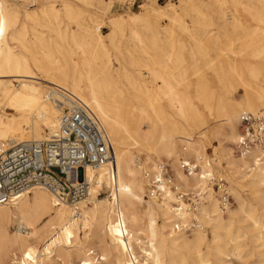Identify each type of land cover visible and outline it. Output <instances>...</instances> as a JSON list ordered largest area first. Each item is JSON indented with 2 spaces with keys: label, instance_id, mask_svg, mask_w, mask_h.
I'll list each match as a JSON object with an SVG mask.
<instances>
[{
  "label": "bare ground",
  "instance_id": "bare-ground-1",
  "mask_svg": "<svg viewBox=\"0 0 264 264\" xmlns=\"http://www.w3.org/2000/svg\"><path fill=\"white\" fill-rule=\"evenodd\" d=\"M234 2L236 13L229 16L226 7H223L220 26L224 31L232 30L237 35H243L246 23L236 16L241 3L239 0ZM174 6L171 4L168 9L162 6L153 10L146 4L141 5L143 12L112 18L111 32L107 34L112 46L121 51L116 44V32L122 31V26L130 22L131 25L143 24L147 33L130 28V37L137 49L145 53L148 47L156 49V38L160 31L155 29L152 20L166 16L179 21L181 15ZM66 10L68 16L77 22L78 29L65 28L60 32L58 27V35L65 42L57 49L62 58L47 50L49 45L41 33L33 32L34 45L39 43L46 48L43 64L42 59L34 55V45L26 41V23L17 27L19 12L1 5L0 107L7 106L19 116L0 114V150H7L17 143L43 140L46 138L43 133L45 129L49 130L48 135L56 128L61 110L58 101H62V98L52 89L55 85L79 97L101 119L113 143L116 175L112 178L108 166L87 167L89 193L76 204L67 202L57 191L43 185L31 188L13 204H0V264H48L54 259H60L62 264H73V261L77 264H180L186 261L185 254H181L180 250L191 255L192 264H210L203 253V246L208 240L200 232L205 228L198 221L213 229V241L217 240L222 230L228 232L229 225L224 223L219 198L207 179L210 172L225 177L226 174L211 167L203 139H208L209 135L216 139L225 150L228 166L234 171L252 172L251 183L255 186H264V156L261 149L254 146L247 153L239 154L241 158H235L232 149L223 143L224 139L230 137V142L236 146L240 139V133L232 123L222 130L213 128L200 135L202 129L209 128L205 117L189 102L188 89L177 91L176 83L184 80V74L177 77L171 74L175 78L172 81L156 68L146 72L135 58L132 60L134 71L124 69L122 73L115 74L103 39L105 35L97 33L101 29L100 24L83 22L80 10L74 11L69 5ZM40 13L45 14L46 9L26 11L25 18L38 24ZM50 13L55 17L58 14L53 5ZM197 13L203 14L200 9ZM245 13L249 14V11ZM260 24L259 18L255 17L245 33V43L251 52H241L244 58L240 64L228 57L222 65L231 74L245 69L246 74L256 79L244 85L246 101H238L234 107H228L227 118L233 119L239 109L254 111L264 106V25ZM10 31L11 37L17 35L18 40H22L23 48L32 52L33 63L45 78L38 77L32 71L26 57L13 54L6 40ZM93 38H97L96 44L90 41ZM195 42L199 44L201 41L195 39ZM126 49L131 53L129 48ZM76 54L80 55V60L75 59ZM88 54L91 58L87 57ZM191 54L194 58V53ZM249 56L254 60L248 59ZM185 61L184 57H178L174 68L184 69ZM151 63L161 65L156 60H151ZM147 74H152L155 82L162 83L166 90L164 94L168 97L167 106L156 105L151 100L153 94ZM42 81L52 84L48 91L42 92L46 86ZM130 89L138 90L136 97L145 102L140 106L126 103L131 109L121 110L118 108L121 104L119 100L128 99L126 92ZM149 111L153 113L152 116ZM182 122L195 133L184 134ZM180 142L183 144L181 149ZM135 150L143 153L147 159L153 155L172 160L179 186L186 192L206 194L197 213L179 214L170 203L147 198L143 165L134 155ZM180 159L196 160L201 166L200 171L190 176L185 174L180 169ZM154 164L148 167L154 168ZM105 187L110 194L100 198ZM241 208L242 205L236 212H241ZM158 219L163 221L161 226ZM193 222L194 233L192 237H187L184 231L189 229L187 226L192 228ZM11 227L15 228V232H11ZM80 233L84 234V241L80 240Z\"/></svg>",
  "mask_w": 264,
  "mask_h": 264
},
{
  "label": "rangeland",
  "instance_id": "rangeland-1",
  "mask_svg": "<svg viewBox=\"0 0 264 264\" xmlns=\"http://www.w3.org/2000/svg\"><path fill=\"white\" fill-rule=\"evenodd\" d=\"M239 1L241 6L236 16L242 18L246 23L243 35H237L232 30L228 32L224 31L220 26V16L223 7H226L229 16L232 13H236L234 0H0V10L1 5L5 4L9 9L18 11L19 22L17 27L20 28L23 22L26 23L27 43H29V45H34L33 41L35 37L33 32L41 33L49 45V49L47 48V50H51L54 56L62 58L61 53L57 49L59 46H63L65 42L63 38L58 35V27H60V32L65 28L69 30L78 29L77 22L71 19L67 14L66 6L69 5L74 11L80 10V19L83 22L91 25L100 24L101 29L97 33L105 35L103 39L112 58V67L114 68L115 74L122 73L124 69L134 71L135 67L132 65V60L134 58L141 62L142 66H144L142 69L146 72H149L151 68H156L165 75L166 78L172 81H174L175 78L172 77L171 74H174L176 77L181 73L184 74V80L181 83H176L177 91L183 92L186 89L190 91L189 102L194 108L201 112L207 121V127H209L207 129H202L200 135H203L213 128L222 130L230 123L234 124L237 128V133H240L239 118L241 113L245 110L255 112L264 109V106L254 111L239 109L233 119L227 118L226 116L228 107H234L238 101H246L244 85L254 82L256 79L246 74L245 69H240L242 73L237 71L235 74L234 72L231 74V71H226V68L222 65L228 57L240 64V60L244 58L241 52H245V54L251 52V49H248L245 43L247 39L245 33L247 34L255 17H258L261 21L260 26L264 25V2L260 0ZM146 4L147 7L153 10L159 9L162 6L168 9L171 4H175L176 6L174 7L177 8L181 17L179 21H173L166 16L153 18L152 24L155 26V29L160 31V34L156 38L157 48L148 47L146 48L147 53L138 50L130 37V28H135L147 35L144 31L143 24L131 25L130 22L125 23L122 26V31L118 30L116 32V44L119 45L121 50L118 52V50L112 46L107 35L111 32V19L119 15L127 16V13L131 12H143L144 8H142L141 5ZM52 5L55 10L58 11L56 17L50 13ZM194 6L200 9V12L202 11L203 14L198 15V9H194ZM42 8L46 9V13H40L38 24L26 20V11H38ZM247 10L249 14L245 13ZM185 27H187V31ZM10 33L11 31L7 34L6 40L12 47L13 54L26 57L30 61L32 71L38 77L45 78L43 72L33 63L32 52L23 48L22 40H18L17 35L11 37ZM193 38L201 42L196 44ZM90 41L96 44L97 38H93ZM69 42L70 45H73L71 40H69ZM126 48H129L131 53H129ZM33 50L35 53L34 55L40 57L43 64H45L44 56L46 48L36 43ZM191 52L194 53V58ZM181 56L184 57L186 61L184 62V69L178 70L174 67L176 66V59ZM87 57L91 58V55L88 54ZM195 58L196 61H194ZM75 59L80 60V55L76 54ZM248 59L254 60L251 56H249ZM151 60H156L161 63V65H153ZM147 75L153 94L151 100L156 105L167 106L168 97L164 94L166 90L162 87V83L155 82L152 74ZM42 83L46 85L42 92L45 90L48 91L49 87L52 86V84L46 81H42ZM126 93L129 98L125 101L119 100L121 102L118 107L119 109H131L126 103H131L135 106L144 104V100L136 97V95L139 94L138 90L130 89ZM157 94L159 95L157 96ZM0 112L1 115L5 114L10 117L19 116V114L17 115L14 111L7 109V106L3 108L0 107ZM149 113L151 116L153 115L151 111H149ZM31 117L33 118V116ZM181 125L184 126V134L188 135L189 133H195V131L189 129L188 126H185L184 122H182ZM48 132V129H45L43 132L45 137L48 136ZM194 135L199 137V135ZM203 140L211 167L225 172L232 195V206L226 213H222L225 225H229L228 232L222 230L217 240L213 241V229L209 225H204L198 221L205 228V231H201L200 229V232L205 234L208 240L203 246V253L207 255L210 264H264V186H255L251 183L253 179L251 175L252 172H248V170H244L243 172L232 170L228 166V157L225 154V150L211 135H209L208 139L204 138ZM230 141V137H228L223 140V143L232 149V155L235 158H241L235 143L233 144ZM182 145V142H180L179 149H181ZM134 155L137 157L138 161L143 162V164L140 162L143 167L144 165L150 166L153 165L154 162L156 164L157 161L164 160L171 165L175 173L172 164L173 161L169 160L167 157L152 155L150 159H147L143 153L138 151H136ZM102 192L100 198H105L110 194L109 189L106 187ZM240 205H242L240 209L241 212H236L239 210ZM158 223L161 226L163 223L162 219H158ZM193 225H195L194 222L192 223V226ZM258 226L260 229L257 228ZM187 227L189 228L190 226ZM194 227L195 226L184 231L187 237H192L195 229ZM11 232H15L14 227H11ZM79 236L80 240L84 241V234L80 233ZM69 250L70 249H67V251ZM180 253L185 254L186 260L184 263L181 262L180 264H192L191 255L184 253L183 250H180ZM4 264L6 263L4 262ZM48 264H62V261L60 259H54ZM73 264H77V262L73 261ZM111 264L114 263L111 262Z\"/></svg>",
  "mask_w": 264,
  "mask_h": 264
},
{
  "label": "built area",
  "instance_id": "built-area-1",
  "mask_svg": "<svg viewBox=\"0 0 264 264\" xmlns=\"http://www.w3.org/2000/svg\"><path fill=\"white\" fill-rule=\"evenodd\" d=\"M52 89L62 98L58 101L61 110L56 128L43 140L17 143L0 150V204H13L37 185L51 188L67 202L76 204L89 193L87 167L108 166L112 178L116 175L113 143L101 119L76 95L55 85ZM239 127L238 153L259 146L264 156V110L243 112ZM179 166L189 176L201 169L193 159H182ZM143 174L147 198L170 203L176 213L196 211L206 195L184 191L171 165L164 160L157 161L154 168L144 165ZM207 179L219 198L221 210L227 212L232 206L228 180L213 172L208 173Z\"/></svg>",
  "mask_w": 264,
  "mask_h": 264
}]
</instances>
